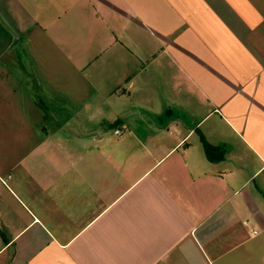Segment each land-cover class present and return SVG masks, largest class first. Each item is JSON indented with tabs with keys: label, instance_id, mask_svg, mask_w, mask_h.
Masks as SVG:
<instances>
[{
	"label": "crops",
	"instance_id": "crops-1",
	"mask_svg": "<svg viewBox=\"0 0 264 264\" xmlns=\"http://www.w3.org/2000/svg\"><path fill=\"white\" fill-rule=\"evenodd\" d=\"M0 264H264V0H0Z\"/></svg>",
	"mask_w": 264,
	"mask_h": 264
},
{
	"label": "rangeland",
	"instance_id": "rangeland-1",
	"mask_svg": "<svg viewBox=\"0 0 264 264\" xmlns=\"http://www.w3.org/2000/svg\"><path fill=\"white\" fill-rule=\"evenodd\" d=\"M5 128H4V131H8V133H13V134H17V133H21V127H22V124H21V121L18 119V120H15L13 123H8L6 125H3ZM2 127V126H1Z\"/></svg>",
	"mask_w": 264,
	"mask_h": 264
},
{
	"label": "trees",
	"instance_id": "trees-1",
	"mask_svg": "<svg viewBox=\"0 0 264 264\" xmlns=\"http://www.w3.org/2000/svg\"><path fill=\"white\" fill-rule=\"evenodd\" d=\"M203 143L205 145V148L207 150L208 153H210V151L212 150L213 146L204 138L202 137Z\"/></svg>",
	"mask_w": 264,
	"mask_h": 264
},
{
	"label": "built area",
	"instance_id": "built-area-1",
	"mask_svg": "<svg viewBox=\"0 0 264 264\" xmlns=\"http://www.w3.org/2000/svg\"><path fill=\"white\" fill-rule=\"evenodd\" d=\"M116 132L119 133L120 132V129H117Z\"/></svg>",
	"mask_w": 264,
	"mask_h": 264
}]
</instances>
